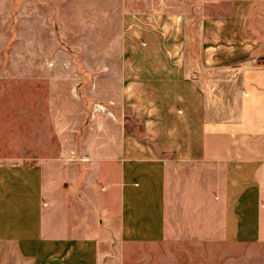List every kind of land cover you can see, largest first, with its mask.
<instances>
[{
  "label": "crops",
  "instance_id": "0c3cea01",
  "mask_svg": "<svg viewBox=\"0 0 264 264\" xmlns=\"http://www.w3.org/2000/svg\"><path fill=\"white\" fill-rule=\"evenodd\" d=\"M16 3L0 0V137L19 138L0 153L21 154L0 155V264H264V0L162 2L185 40L142 64L66 49L59 102ZM40 81L45 149L38 98L15 96Z\"/></svg>",
  "mask_w": 264,
  "mask_h": 264
},
{
  "label": "rangeland",
  "instance_id": "374dc122",
  "mask_svg": "<svg viewBox=\"0 0 264 264\" xmlns=\"http://www.w3.org/2000/svg\"><path fill=\"white\" fill-rule=\"evenodd\" d=\"M5 1L8 3L16 1L14 10L19 8L20 2L22 4L23 48L38 49L39 65L55 67L53 77L56 85L54 90L56 102H59L66 93V87L61 82L58 83L63 80V74L66 71V49L73 54L71 58L73 65H95L99 59L98 53H95L96 50H104V54H107V56H103V64H118L115 60H118L121 54L126 61L142 64L144 51L173 49L180 47L185 40V36H176L178 32H182V27L178 31L174 20L164 15L165 12L173 10L161 8L162 2L173 0ZM189 28L190 26L187 25L188 32ZM183 29L185 30V26ZM40 71H42L41 67ZM33 86L30 83L23 84V87L15 90L21 94L16 93L15 96L29 99L38 98L39 148L45 149L47 145L57 146L58 139L52 135L46 119L49 108L46 104L50 90L48 84L46 81H40L35 82ZM1 93L2 96L9 95V90H1ZM58 105L56 106L62 107V105ZM27 106H31L33 110L36 108L35 105ZM7 109L5 108L6 115L7 113L11 114L12 111ZM56 113L62 114L60 111ZM7 124L10 128L13 122L0 123V131L4 133ZM27 124L28 122L23 120V127L17 131H21L23 133L21 139L30 144L31 139L27 136L29 133V128H26ZM10 140H19V138L0 137V141L3 142ZM1 148H5L4 145ZM0 155L21 154L11 152L0 153ZM39 155H47V153L40 152Z\"/></svg>",
  "mask_w": 264,
  "mask_h": 264
}]
</instances>
